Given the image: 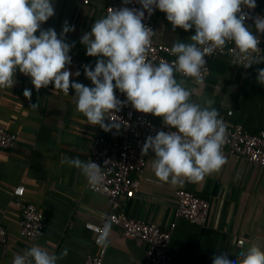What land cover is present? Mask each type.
<instances>
[{
    "label": "crops",
    "instance_id": "crops-1",
    "mask_svg": "<svg viewBox=\"0 0 264 264\" xmlns=\"http://www.w3.org/2000/svg\"><path fill=\"white\" fill-rule=\"evenodd\" d=\"M107 3L108 0H53L55 14L41 28H53L59 35L65 21L74 25L75 30L65 34L66 42H74L70 55L94 68L97 57L87 56L80 40L95 20L107 15ZM260 10L264 13V0H260ZM153 31V38L169 47L176 41L188 42L195 34L194 29L173 30L166 14L159 10L154 15ZM249 60L239 62L225 51L209 59V74L202 85L179 74L177 79L192 91V101L202 106L212 101L211 107L219 117L230 124L239 122L256 133L264 129V80L259 77L258 67L264 61L252 60L250 67H244ZM66 67L73 74L80 72L78 77L70 76V83L93 86L84 70ZM13 79L12 87L0 89V126L18 136L14 148L0 153V225L8 233L7 244H0V264H12L16 254L34 245L57 255L67 249V256L58 264H82L88 250L98 249L93 247L94 233L85 223L104 227L106 222L111 224V230L104 264H141L144 246L125 237L106 218L112 210L107 196L91 191L78 169L62 163L65 157L88 161L97 128L76 110L74 89L69 88V95L54 90L52 84L36 90L31 78L19 70ZM25 89L31 90L30 99L23 95ZM36 103L40 107L31 108ZM223 154L226 163L219 171L199 182L172 185L155 176L151 166L154 153L149 151L144 167L134 174L140 181L138 190L119 197V210L161 227L175 222L169 248L181 264H211L213 250L227 249L238 256L252 243L264 247V168L233 154ZM18 185L24 187L21 200L37 205L47 217L43 234L36 239L19 234L20 206L13 194ZM179 189L209 200L205 225H193L175 216V192Z\"/></svg>",
    "mask_w": 264,
    "mask_h": 264
},
{
    "label": "clouds",
    "instance_id": "clouds-1",
    "mask_svg": "<svg viewBox=\"0 0 264 264\" xmlns=\"http://www.w3.org/2000/svg\"><path fill=\"white\" fill-rule=\"evenodd\" d=\"M125 4L130 0H123ZM139 9L122 7L95 20L91 30L81 37L87 56L97 57L94 68L84 66V75L92 87L72 81L74 74L66 67L71 64L73 44L66 42L65 34L75 26L65 21L58 35L55 29L41 28L55 10L53 0H0V89L12 87L17 70L31 78L36 90L50 84L54 90L73 95L76 110L86 117L91 125H99L108 132L120 130L121 122L108 119L110 113L119 111L130 103L137 112L162 117L167 131L148 136L142 153H154L152 170L163 182L182 185L185 181L199 182L208 174L219 171L226 163L222 147L226 142V125L219 112L191 100L192 91L185 87L177 74L193 78L198 85L204 83L205 56L213 51H224L230 42L231 51L239 58L264 61V56L253 55L260 48L261 40L245 24L244 8L255 9L256 0H136ZM166 14L173 30L195 29L188 42L176 41L171 62L158 64L146 58L152 38L156 34L142 21L145 13L154 10ZM257 32L264 30V15L255 18ZM39 33L38 35L36 33ZM235 64V63H234ZM259 77L264 80V63H259ZM114 89L126 96L121 101ZM23 95L31 98L30 89ZM39 103L31 108L38 109ZM112 123H105V120ZM62 163L74 167L92 186L102 184L103 168L89 160L65 157ZM111 224L106 222L98 243L106 246ZM211 264H264V247L252 243L238 256L227 249L213 250ZM64 249L59 255L49 253L40 245H34L23 254H16L12 264H58L67 256Z\"/></svg>",
    "mask_w": 264,
    "mask_h": 264
},
{
    "label": "built area",
    "instance_id": "built-area-1",
    "mask_svg": "<svg viewBox=\"0 0 264 264\" xmlns=\"http://www.w3.org/2000/svg\"><path fill=\"white\" fill-rule=\"evenodd\" d=\"M122 7L139 9L141 5L136 3V0H130L127 4L123 0H108L105 12L108 14L111 9L116 10ZM157 11L158 9L154 10L151 15L146 12L142 21L152 30L154 15ZM242 11L248 17L245 24L249 25L253 34L261 40L260 48L253 55L264 56V30L257 32L255 29V18L264 15L260 10V0H256L255 9L244 8ZM233 48L234 45L229 42L223 52L227 51L239 62L251 59L239 58L235 52L231 51ZM170 49L171 47L152 38V44L146 58L156 64L162 60L171 62L175 58ZM223 52L215 50L209 56H205L207 70L202 74L203 80L209 74V59ZM70 65L82 70L85 66L84 63L75 58H72ZM191 79L193 80V78ZM114 94L119 100H126V96L119 90L114 89ZM107 118L118 120L122 125L120 130L113 128L108 132L97 125L93 132L88 161L91 160L103 168L104 180L98 186H92L87 182V187L91 191L100 192L107 196L112 210L106 215V218L119 227L125 237L135 239L144 246L145 253L141 264H181L169 248L175 222L170 223L168 227H161L154 222L129 217L119 210V197L138 190L140 181L134 174L139 173L146 163L147 155L142 153L146 138L150 135L155 136L159 131H167L168 128L163 124L162 117L157 118L152 114L137 112L130 103L122 106L119 111L110 113ZM220 118L226 125V142L222 147V152L233 154L236 157L246 159L251 164H258L264 168V129L256 133L250 132L239 122L230 124L223 117ZM105 123H112V121L106 119ZM17 138L16 133L0 126V153L14 148ZM23 191L22 185L16 186L13 190L20 206L19 234L21 237L36 239L43 234L47 217L37 205L21 200ZM175 194L177 197L175 216L177 218L198 226L207 223L210 209L208 199L187 189H179ZM85 227L94 233L93 247L98 249L97 251L88 250L82 264H104L106 246L98 243L103 226L85 223ZM7 240V229L0 225V244L6 245Z\"/></svg>",
    "mask_w": 264,
    "mask_h": 264
}]
</instances>
